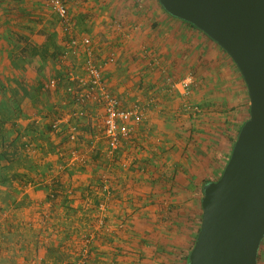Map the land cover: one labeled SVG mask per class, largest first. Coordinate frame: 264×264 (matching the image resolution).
<instances>
[{
	"label": "crops",
	"instance_id": "1",
	"mask_svg": "<svg viewBox=\"0 0 264 264\" xmlns=\"http://www.w3.org/2000/svg\"><path fill=\"white\" fill-rule=\"evenodd\" d=\"M63 1L70 17L82 16L80 34L96 37L98 61L108 90L123 108L137 101L143 104V118L138 123L131 121L130 134L121 143L115 163L102 156V146L97 143L95 152L99 157H91L81 178L75 180L77 177L72 176L76 185L71 186L72 193L48 200L49 178L62 186L66 179L70 181L66 174L59 175L70 149L62 140L64 130L70 129L66 123L69 116L61 109L62 105L67 109L73 106L61 96L66 92L67 78L58 72L68 70L67 65L74 60L66 66L59 64V68L27 49L41 45L46 38L57 47L68 39L48 15L45 0H0V264L71 263L65 243L75 241L84 230L86 233L99 216L90 208L77 209L72 198L88 200L89 192L95 193L97 188L89 185L104 176L110 178L111 205L100 214L103 225L96 235L90 264H162L165 256L161 251L169 245L168 230L177 209L163 215L160 201L169 195L166 191L173 182L183 181L179 169L184 159L193 156L194 148L197 151L201 144L206 145L203 139L208 140L210 134L191 127L204 121L206 129H211L206 121L218 117L211 111L218 105L231 107L228 86L241 89V76L228 62L233 84H226L223 75L215 71H211L213 77L208 81L194 79L190 87L193 103L209 111L193 115L196 119L202 117L192 120L181 108L187 96L178 87L177 92L173 91L176 87L172 77L175 71L194 72L210 66L202 65L200 60L201 31L166 13L158 0ZM51 49L47 50L49 56ZM110 52L116 54L113 62L107 61ZM76 56L79 62L80 56ZM52 79L59 82L55 87H46ZM90 105L97 111L99 106ZM248 108L246 101L244 109ZM96 111L87 112L85 122L77 126L89 140L80 144L84 153L91 138L97 139ZM9 118L12 120L6 121ZM57 118L60 129L53 134L49 123ZM12 149L28 155L32 167L46 166L47 172L41 175L37 170L14 165L9 155ZM102 166L107 169L100 170ZM105 171L109 175H102ZM193 181L200 179L194 177ZM161 183L168 184V189L158 187ZM93 198L100 199L99 189ZM162 217L168 220L163 222Z\"/></svg>",
	"mask_w": 264,
	"mask_h": 264
},
{
	"label": "rangeland",
	"instance_id": "2",
	"mask_svg": "<svg viewBox=\"0 0 264 264\" xmlns=\"http://www.w3.org/2000/svg\"><path fill=\"white\" fill-rule=\"evenodd\" d=\"M63 1V0H62ZM64 2V1H63ZM65 4V2H64ZM46 5V2H45ZM66 5V4H65ZM47 7V5H46ZM67 7V5H66ZM48 9V7H47ZM67 10H69L67 8ZM69 16L70 13L68 11ZM48 15L51 16V18L59 24V20L56 15H54L49 9H48ZM82 16H77V18L74 19L73 17H70L72 20V26L70 30V34H65V32L62 30L61 31L64 33V38L66 35L73 36L75 38H83L87 37L90 39L91 42V48L92 52L95 56V59L98 61L99 60V55L97 52V48L99 49L97 45V40L95 36H91L90 34H84L81 35V29H83V18ZM59 26H61L59 24ZM81 35V36H79ZM201 57L200 60L203 63L202 65H207L209 64L210 66L206 68V70H199L198 71H188L187 72H180V71H175L174 75L172 77V81H174V87L175 90L174 92H177V90H181L180 92L186 97L187 99L184 100L183 106L181 108L185 111V113H189L191 116L190 118L192 120L197 121L199 118H194L192 117L193 115H197L202 111L208 110V108L203 107V105H200L198 103H193V98H192V91L190 87L194 83V79H197L200 81V79H204V81H208V78L213 77V73L211 71H215L218 74L223 75L225 78V83L227 84L229 81L233 84L232 78L230 74H228V67L226 66L227 63L232 62L230 57L218 46L214 45L202 32H201ZM66 40V38H65ZM65 44H61L60 47H57V45H54V41L50 38H46L44 42H41L42 44H35L34 46L31 45V47H28L29 53H34V55H38L39 58H48L52 62H54L57 66L60 64L63 65L62 63H65V66L68 64L69 60H74L72 64L69 66L67 65L68 70L64 71V69H60V72H58L60 75L66 76L69 72H72L75 76L78 78L84 77V70L82 69V66L84 65V58H85V52L83 47H70L68 45L67 40L65 41ZM205 40V41H204ZM51 47V54L47 53L48 48ZM114 53L110 52L109 54ZM109 54L106 56L108 57ZM115 54V53H114ZM76 55H79V62L78 57ZM116 58V54H115ZM99 62V61H98ZM113 62V61H112ZM100 64V62H99ZM233 64V70L237 73H239L238 69L235 67L234 63H231V66ZM101 65V64H100ZM58 66L59 68H61ZM205 68V67H204ZM202 67V69H204ZM102 74V72H101ZM182 74L184 77L186 76H191L192 77V83L189 86L188 90H184L180 86V81L182 80L183 76L177 77L178 75ZM240 74V73H239ZM241 76V75H240ZM103 79V78H102ZM180 79V80H179ZM66 86L72 88V92L69 93L66 89V92L61 94L62 98L66 99L70 105L73 106L69 109L65 108L62 105L61 110H67L65 114H68L69 118L66 120L67 127L70 126V129L64 130L65 133L62 135V140H64V143L70 147L69 151H67L66 157H65V164L60 165L61 169V174L67 175V177L70 179L68 181L67 179L64 181V186L59 185L56 180L53 178H49L47 180V184L50 185L47 198L48 200H53L57 196H63V193H72L71 191L73 190L71 186L76 188V185L74 184V181L72 179V176L75 175L77 178L75 180H78L80 175H82L83 171L85 170V166L89 165V161L91 160V157H99V155H96L95 149L97 146V143L100 144L102 147V156L108 158L109 160H114L113 163L116 161V155L118 154V151L120 150V145L124 141L121 140L117 150L115 152H110L107 142L105 138L103 137V118H104V112H100V108L102 107L96 103L95 101L93 102H86V103H78L75 98V91L80 89L78 87L79 83L78 81H66ZM173 85V84H172ZM106 86V85H105ZM234 85L228 86L229 93L232 96V105L229 107V105H224L223 108H221L220 105L217 106V108L213 111L212 113H217L218 117L217 118H211L209 121L207 120L206 123L210 122L211 123V129H206V125H204V121L199 122V126L191 127V130L197 131L200 130L201 133L205 134V130H208L210 134H208V140L207 137H204V141L207 142L206 145L203 146L201 144L200 148H197V151L195 148L191 152V158L189 159H184L183 161V168L179 169L181 176H183V181L182 182H173L172 187L169 188L168 196H165L166 198L160 201V212L164 215L166 212H174L177 209V212L174 215L175 218L171 219L170 225L168 230V236H169V245L166 248H163L161 251L162 255L165 256L164 261H162V264H187L185 256L190 252L197 232L199 230L200 226V216H201V206H200V199L202 196V187L204 184H206V181H215L217 180L225 166V164L228 161V158L230 156V152L233 146V143L236 139V136L238 134V131L244 121L248 118L249 112L248 109H244V104L246 105V101L249 104V99L247 98L248 95L246 93V87L245 84L242 80L241 77V89H236L233 87ZM178 87V89H177ZM107 88V87H106ZM177 89V90H176ZM190 89V91H189ZM108 90V88H107ZM241 90V91H240ZM114 95V94H113ZM115 96V95H114ZM191 96V97H190ZM90 104H95L97 107V111L94 109L96 108L95 106H91ZM121 105V104H120ZM88 106V107H87ZM206 106V105H204ZM227 106V108H226ZM94 109V110H92ZM103 110V109H102ZM71 111V112H70ZM83 112L81 116H70L71 114H74L76 112ZM94 111L97 112L96 115V125L98 128V132L95 135L97 139L91 138L90 146L86 147V152L84 153L81 151L80 144L85 140L84 136L79 133L78 125H80L82 122H85V119L87 116L85 114L88 113H93ZM209 111V110H208ZM70 114V115H69ZM202 115V113H201ZM8 118V117H6ZM60 118H57L55 120H51L49 123V131L53 134H55L59 129V123L57 126V129L52 128V124L55 121H58ZM7 120H12V119H6ZM6 121H3L6 123ZM10 122V121H8ZM2 124V122H1ZM85 124V123H83ZM195 124V123H194ZM196 125V124H195ZM71 130H74L75 133L77 134L76 140H71L69 137V134ZM83 131L86 130L82 129ZM64 138V139H63ZM41 140L42 138L39 137ZM87 140V139H86ZM84 142V145L89 141L87 140ZM94 141L96 142L95 147H93ZM20 145V144H19ZM26 148L22 147V150L25 151ZM18 151V152H17ZM104 152V153H103ZM51 153H54L51 151ZM192 153H195L192 154ZM9 155L13 156V161L14 165H21L26 169L29 170H37V173L44 175L45 172H47V167H32L31 166V161L28 160L27 156L28 155H23L21 150H16L12 149V152H10ZM193 162V163H192ZM106 170V166L100 168V170ZM194 173H200L194 174ZM109 175L106 173H102V175ZM15 176V175H14ZM180 176V178H182ZM79 177V178H78ZM198 178L200 179V182H194L193 178ZM110 178L107 176L101 177L99 182L96 181V183H92L89 186H93V189L96 190L94 191L95 193L89 192L88 194V200L85 199V202H82L80 200V197L77 198H72L73 205L77 207V209L82 210L85 208H90V210L95 211L94 213L97 212L99 216L96 219L95 224L91 225L88 229L87 232L82 231V233H78V237L75 241L70 242L69 245L65 243V246L69 248L71 252V257H68V260L71 263H66V264H90L93 255L95 254L94 251V244H95V239L96 235L98 234V231L102 228L103 222L100 221L99 219L103 220L102 217H100V214L105 213L108 208L111 205V195H110ZM182 180V179H181ZM44 182V181H43ZM68 182V184H67ZM98 182V183H97ZM31 185V184H30ZM160 188H167L168 189V184L161 183L158 185ZM164 186V187H163ZM92 189V190H93ZM99 189V196L100 199L96 200L93 198V196L96 194V192ZM84 193V192H83ZM101 193V194H100ZM81 203H80V202ZM95 201V202H94ZM81 204V205H80ZM126 205V204H125ZM175 205V206H174ZM80 206V207H79ZM129 208V207H128ZM127 208V210H129ZM130 211V210H129ZM93 213V216L95 214ZM126 213V212H125ZM76 214V213H74ZM129 214V213H128ZM7 218L6 216H4ZM167 217V215H166ZM163 222L167 221L165 220V217H162ZM6 220V219H5ZM100 221V223H99ZM4 222V221H3ZM1 232V230H0ZM1 241V239H0ZM13 249V248H12ZM10 249V250H12ZM70 258V259H69ZM73 258V260H72ZM160 264V263H157ZM257 264H264V238L260 244L258 255H257Z\"/></svg>",
	"mask_w": 264,
	"mask_h": 264
},
{
	"label": "water",
	"instance_id": "3",
	"mask_svg": "<svg viewBox=\"0 0 264 264\" xmlns=\"http://www.w3.org/2000/svg\"><path fill=\"white\" fill-rule=\"evenodd\" d=\"M232 60L249 116L220 177L203 185L201 222L187 264H257L264 238V0H158Z\"/></svg>",
	"mask_w": 264,
	"mask_h": 264
},
{
	"label": "built area",
	"instance_id": "4",
	"mask_svg": "<svg viewBox=\"0 0 264 264\" xmlns=\"http://www.w3.org/2000/svg\"><path fill=\"white\" fill-rule=\"evenodd\" d=\"M48 9L57 16L59 24L65 34H70L72 29V20L68 14L66 5L62 0H45ZM70 47H83L85 52V60L83 65L84 77L78 78L72 72L66 75L67 80L78 81L80 89L75 91L74 98L78 103H86L95 101L104 112L103 118V137L105 138L110 152H115L121 140L127 138L130 134L131 121L134 123L141 122L143 118L144 105L140 102H134L130 107L123 108L119 100L109 90H107L101 74V65L95 59L92 52L90 39L87 37L75 38L69 36L67 39ZM115 54L111 53L107 61L112 62ZM156 62V60H153ZM59 79H52L46 82V87H55ZM192 83V77L186 76L180 81V86L184 90H188ZM67 91L72 92V88L68 87ZM83 112H76L73 116H81ZM58 121L52 124L53 129H57ZM71 140H76L77 134L71 130L69 134Z\"/></svg>",
	"mask_w": 264,
	"mask_h": 264
},
{
	"label": "trees",
	"instance_id": "5",
	"mask_svg": "<svg viewBox=\"0 0 264 264\" xmlns=\"http://www.w3.org/2000/svg\"><path fill=\"white\" fill-rule=\"evenodd\" d=\"M187 23V22H186ZM189 24V23H188ZM190 26H192V27H194L193 25H191V24H189ZM195 28V27H194ZM197 29V28H196ZM205 35V34H204ZM206 36V35H205ZM207 37V36H206ZM209 40H211L210 38H209ZM212 41V40H211ZM208 182H210V181H206L205 183H208ZM201 191H202V189H201ZM189 254V253H188ZM188 254L185 256V259H186V263H187V260H188Z\"/></svg>",
	"mask_w": 264,
	"mask_h": 264
}]
</instances>
